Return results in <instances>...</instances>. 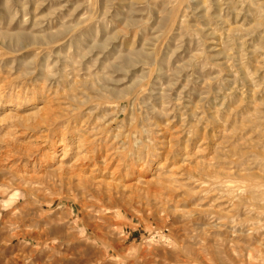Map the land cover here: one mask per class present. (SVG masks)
Returning <instances> with one entry per match:
<instances>
[{
  "label": "rangeland",
  "instance_id": "374dc122",
  "mask_svg": "<svg viewBox=\"0 0 264 264\" xmlns=\"http://www.w3.org/2000/svg\"><path fill=\"white\" fill-rule=\"evenodd\" d=\"M0 264H264V0H0Z\"/></svg>",
  "mask_w": 264,
  "mask_h": 264
},
{
  "label": "bare ground",
  "instance_id": "6f19581e",
  "mask_svg": "<svg viewBox=\"0 0 264 264\" xmlns=\"http://www.w3.org/2000/svg\"><path fill=\"white\" fill-rule=\"evenodd\" d=\"M185 1H186V0H185ZM90 172H91V171H90ZM98 183H99V182H98ZM98 183H94V185H97ZM25 234H26V233H25ZM33 234H34V232H33ZM27 235H30V234H26V236H27ZM26 236H25V237H26Z\"/></svg>",
  "mask_w": 264,
  "mask_h": 264
}]
</instances>
